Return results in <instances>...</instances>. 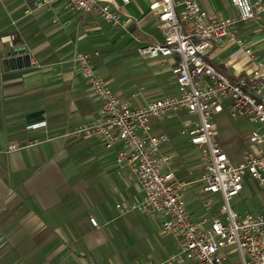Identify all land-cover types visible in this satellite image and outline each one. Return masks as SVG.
<instances>
[{"label":"crops","instance_id":"crops-1","mask_svg":"<svg viewBox=\"0 0 264 264\" xmlns=\"http://www.w3.org/2000/svg\"><path fill=\"white\" fill-rule=\"evenodd\" d=\"M35 1L0 0V264H167L177 239L162 230L161 215L131 209L142 191L129 168L117 163L123 142L107 148L93 135L65 136L98 118L101 107L73 61L78 51L91 55L114 93L133 107L177 94L175 57L138 52L163 41L153 0H114L125 13L117 27L93 9ZM197 1L216 20L238 16L230 0ZM250 1L255 16L236 24L244 50L227 36L206 57L231 79L257 82L264 81V0ZM189 119L195 116L184 110L153 118L151 133L169 135L164 170L190 183L186 207L199 218L216 214L222 198L203 189L204 164L181 132ZM12 143L19 147L9 152Z\"/></svg>","mask_w":264,"mask_h":264},{"label":"built area","instance_id":"built-area-1","mask_svg":"<svg viewBox=\"0 0 264 264\" xmlns=\"http://www.w3.org/2000/svg\"><path fill=\"white\" fill-rule=\"evenodd\" d=\"M59 1L69 10L93 9L116 27L125 15L114 0H36L34 4L42 6ZM230 1L238 16L221 20L212 18L197 0L151 3L150 9L157 15L155 28L163 41L139 46L138 52L149 58L175 57L172 73L177 94L133 107L114 93L108 80L98 73L89 53L78 51L73 58L87 80L90 96L99 97L101 107L98 118L71 127L65 136L93 135L107 148L123 142L117 151V163L129 168L142 191L131 209L161 215L162 230L177 239L178 251L165 260L167 264L184 259L195 264H264V213L239 214L231 206V199L244 188L246 173L264 189V81L252 82L246 77L231 79L206 57L213 44L227 36L235 37L239 50H244V40L237 36L236 24L252 19L256 8L250 0ZM182 110L195 116L184 121L181 132L189 137L204 164L203 189L222 198L214 215L207 213L196 218L188 212L186 193L190 183L177 179L172 170H164L171 155L163 153L162 147L170 142V137L166 133H151L153 118ZM224 111L258 124L249 137L254 150H246L236 164L217 139L215 116ZM42 125L45 121L28 127ZM18 147L12 143L8 151ZM212 205L211 200L204 203L207 209ZM90 221L94 226L99 225L95 217Z\"/></svg>","mask_w":264,"mask_h":264},{"label":"rangeland","instance_id":"rangeland-1","mask_svg":"<svg viewBox=\"0 0 264 264\" xmlns=\"http://www.w3.org/2000/svg\"><path fill=\"white\" fill-rule=\"evenodd\" d=\"M215 121L222 143L233 156L232 161L235 164L240 161L246 150H254L255 146H252L249 137L252 129L258 124L248 119L235 118L229 113L215 116ZM243 185V190L231 199L233 209L239 214L264 213V189L249 173L245 174Z\"/></svg>","mask_w":264,"mask_h":264}]
</instances>
